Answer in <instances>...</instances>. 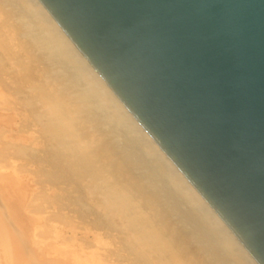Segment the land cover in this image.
Masks as SVG:
<instances>
[{
  "label": "water",
  "instance_id": "obj_1",
  "mask_svg": "<svg viewBox=\"0 0 264 264\" xmlns=\"http://www.w3.org/2000/svg\"><path fill=\"white\" fill-rule=\"evenodd\" d=\"M264 264V0H39Z\"/></svg>",
  "mask_w": 264,
  "mask_h": 264
},
{
  "label": "bare ground",
  "instance_id": "obj_2",
  "mask_svg": "<svg viewBox=\"0 0 264 264\" xmlns=\"http://www.w3.org/2000/svg\"><path fill=\"white\" fill-rule=\"evenodd\" d=\"M0 50L23 75L8 95L40 127L33 141L110 222L125 264H258L39 0H0Z\"/></svg>",
  "mask_w": 264,
  "mask_h": 264
},
{
  "label": "rangeland",
  "instance_id": "obj_3",
  "mask_svg": "<svg viewBox=\"0 0 264 264\" xmlns=\"http://www.w3.org/2000/svg\"><path fill=\"white\" fill-rule=\"evenodd\" d=\"M1 51L0 263L76 264L79 259L86 264H125L127 253L115 242L117 232L110 222L99 217L72 172L56 173V163L50 162L53 154L33 141L41 133L36 121L19 117L24 107L8 92L21 90L18 80L23 75L11 74ZM2 117L13 121L5 123Z\"/></svg>",
  "mask_w": 264,
  "mask_h": 264
}]
</instances>
